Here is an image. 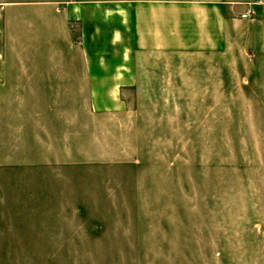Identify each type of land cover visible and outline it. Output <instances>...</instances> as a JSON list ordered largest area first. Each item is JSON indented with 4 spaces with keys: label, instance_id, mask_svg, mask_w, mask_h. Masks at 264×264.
<instances>
[{
    "label": "rangeland",
    "instance_id": "1",
    "mask_svg": "<svg viewBox=\"0 0 264 264\" xmlns=\"http://www.w3.org/2000/svg\"><path fill=\"white\" fill-rule=\"evenodd\" d=\"M229 59L156 58L143 102L50 160L1 130L0 264H264V90Z\"/></svg>",
    "mask_w": 264,
    "mask_h": 264
},
{
    "label": "crops",
    "instance_id": "2",
    "mask_svg": "<svg viewBox=\"0 0 264 264\" xmlns=\"http://www.w3.org/2000/svg\"><path fill=\"white\" fill-rule=\"evenodd\" d=\"M38 2L6 20L14 2L0 1V131L44 160L85 144L93 116L143 102L147 72L173 52H227L234 77L264 90V0Z\"/></svg>",
    "mask_w": 264,
    "mask_h": 264
},
{
    "label": "built area",
    "instance_id": "3",
    "mask_svg": "<svg viewBox=\"0 0 264 264\" xmlns=\"http://www.w3.org/2000/svg\"><path fill=\"white\" fill-rule=\"evenodd\" d=\"M251 12V9L248 8L247 12L242 13V17L247 18L249 17V13Z\"/></svg>",
    "mask_w": 264,
    "mask_h": 264
}]
</instances>
